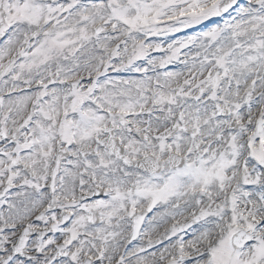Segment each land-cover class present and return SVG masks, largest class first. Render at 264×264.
I'll use <instances>...</instances> for the list:
<instances>
[{
	"label": "snow or ice",
	"instance_id": "snow-or-ice-1",
	"mask_svg": "<svg viewBox=\"0 0 264 264\" xmlns=\"http://www.w3.org/2000/svg\"><path fill=\"white\" fill-rule=\"evenodd\" d=\"M0 264H264V0H0Z\"/></svg>",
	"mask_w": 264,
	"mask_h": 264
}]
</instances>
